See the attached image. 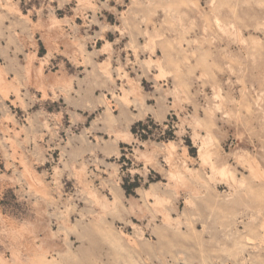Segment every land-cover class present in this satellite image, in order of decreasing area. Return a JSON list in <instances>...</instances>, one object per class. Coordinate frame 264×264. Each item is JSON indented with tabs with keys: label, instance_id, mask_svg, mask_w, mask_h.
I'll list each match as a JSON object with an SVG mask.
<instances>
[{
	"label": "rangeland",
	"instance_id": "rangeland-1",
	"mask_svg": "<svg viewBox=\"0 0 264 264\" xmlns=\"http://www.w3.org/2000/svg\"><path fill=\"white\" fill-rule=\"evenodd\" d=\"M0 264H264V0H0Z\"/></svg>",
	"mask_w": 264,
	"mask_h": 264
},
{
	"label": "bare ground",
	"instance_id": "bare-ground-1",
	"mask_svg": "<svg viewBox=\"0 0 264 264\" xmlns=\"http://www.w3.org/2000/svg\"><path fill=\"white\" fill-rule=\"evenodd\" d=\"M43 261L47 262V261L45 260V258H44V260H42V262H43Z\"/></svg>",
	"mask_w": 264,
	"mask_h": 264
},
{
	"label": "trees",
	"instance_id": "trees-1",
	"mask_svg": "<svg viewBox=\"0 0 264 264\" xmlns=\"http://www.w3.org/2000/svg\"><path fill=\"white\" fill-rule=\"evenodd\" d=\"M135 187V186H134Z\"/></svg>",
	"mask_w": 264,
	"mask_h": 264
}]
</instances>
